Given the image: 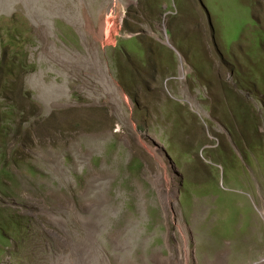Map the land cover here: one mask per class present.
Wrapping results in <instances>:
<instances>
[{
  "label": "rangeland",
  "instance_id": "rangeland-1",
  "mask_svg": "<svg viewBox=\"0 0 264 264\" xmlns=\"http://www.w3.org/2000/svg\"><path fill=\"white\" fill-rule=\"evenodd\" d=\"M263 264L264 0H0V264Z\"/></svg>",
  "mask_w": 264,
  "mask_h": 264
},
{
  "label": "bare ground",
  "instance_id": "bare-ground-1",
  "mask_svg": "<svg viewBox=\"0 0 264 264\" xmlns=\"http://www.w3.org/2000/svg\"><path fill=\"white\" fill-rule=\"evenodd\" d=\"M178 262V261H177ZM176 264H179V262L178 263H176ZM263 264H264V261H263Z\"/></svg>",
  "mask_w": 264,
  "mask_h": 264
}]
</instances>
